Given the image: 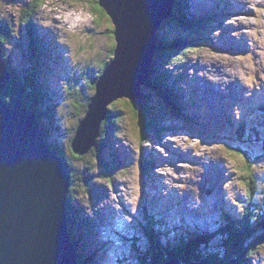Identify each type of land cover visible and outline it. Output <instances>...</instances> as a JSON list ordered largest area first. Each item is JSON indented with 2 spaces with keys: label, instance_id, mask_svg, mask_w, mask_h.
Here are the masks:
<instances>
[{
  "label": "rangeland",
  "instance_id": "obj_1",
  "mask_svg": "<svg viewBox=\"0 0 264 264\" xmlns=\"http://www.w3.org/2000/svg\"><path fill=\"white\" fill-rule=\"evenodd\" d=\"M96 1L0 0V26L8 32L2 46L10 59V68L21 77L32 66L29 55L37 61L38 56L41 58L36 82L46 89L47 101H51L49 106L55 110L47 138L62 149L73 173L69 218L73 229L79 228L89 236L86 239L84 234L74 231L79 236L80 253L86 256L84 262L153 264L150 258L144 257L152 253L149 233L142 232L152 222L149 210L145 209L148 205L158 208L157 217L166 215L172 226H181L170 230L172 235L182 236L177 238H185L189 243L191 234L211 237L209 242L200 243L203 250L221 237V226L226 224L224 216H235L237 221L243 218L244 230L249 235L244 241V250L233 256L238 264H248L245 263L248 258L249 264H264V150L259 138L264 131L258 137L227 143L230 137L225 129L226 118L217 107L209 105L231 90L242 98L246 92H241L235 83L224 85L216 81L212 88L206 82L199 89L202 90L200 100L196 96V100L189 102L191 106H181L176 111L166 100L156 98L158 94H153L154 91L150 92L148 104L153 111L149 109L141 118L135 117L132 100H114L108 105V115L99 135L102 142L109 143L108 153L100 150L97 140L93 149L83 156L72 152L70 142L77 124L96 93L92 79L106 61H111L115 46L112 20L105 11L99 13ZM30 2L37 4L31 6ZM179 2L194 19L207 26L202 34L192 35L189 28H179L169 21L167 24L168 19L160 24L163 32L192 35L177 47L178 55L167 57L162 64L156 60L160 65L158 72L169 74L171 84L181 88L180 95L185 94V98L190 92L196 95L200 80L206 81L210 69L217 66L229 69L224 82L237 74L239 82L252 85L262 78L264 86V0H175L174 8ZM232 3L236 4L233 9L238 13L230 11ZM227 11L231 14L224 15ZM241 38L248 43V48L252 44V49L243 54L237 52H240ZM90 67L96 68L95 74L86 71ZM149 76L153 74L150 72ZM185 77H189V84L186 83L190 88L184 86ZM260 86L254 88L264 92ZM23 91L35 96L29 86L27 92ZM39 94L37 98L42 103ZM80 105H84L82 111L78 108ZM41 106L46 107L44 103ZM237 113L235 109L236 121L229 120L231 131L237 130L236 123L244 116L242 112ZM193 116L202 117L190 120ZM160 119H165L161 126ZM231 146L239 148L241 153L230 152ZM103 153L107 159L100 155ZM201 155L200 161L196 157ZM148 162L152 163L150 167ZM224 237L227 242L229 239ZM212 252L218 262L226 259L225 250Z\"/></svg>",
  "mask_w": 264,
  "mask_h": 264
},
{
  "label": "water",
  "instance_id": "obj_2",
  "mask_svg": "<svg viewBox=\"0 0 264 264\" xmlns=\"http://www.w3.org/2000/svg\"><path fill=\"white\" fill-rule=\"evenodd\" d=\"M174 3L97 0L112 20L116 44L113 58L98 78L96 93L89 99L71 139L74 155L83 156L96 145L111 102L140 97L139 78L149 75L157 31L172 16ZM122 55L120 64L118 58ZM120 65L126 70L124 77L119 75ZM10 78L0 42V264H79L68 228V167L47 143L41 122L21 95L15 96L12 105L4 101ZM163 264L214 263L204 257L182 261L174 256ZM222 264H238V260L232 257Z\"/></svg>",
  "mask_w": 264,
  "mask_h": 264
},
{
  "label": "trees",
  "instance_id": "obj_3",
  "mask_svg": "<svg viewBox=\"0 0 264 264\" xmlns=\"http://www.w3.org/2000/svg\"><path fill=\"white\" fill-rule=\"evenodd\" d=\"M30 3H32V4H29L31 6H34L37 4V2H30ZM96 7H97L96 9L99 11L100 14L104 13V10L97 4V1H96ZM28 14L30 15V13H28ZM173 14L174 15H172L170 18H168V20L165 22L167 23L169 21L172 25H175L178 27L181 26V27L189 28L188 32L192 31V35L193 34L194 35L202 34L203 33L202 30H205L207 27L206 25H204L205 23L203 21H200V20L197 21V19H194L192 17V15L190 14V12L186 9V6L182 2H179L178 6H175ZM28 19H29V17H28ZM28 22H30V21H28ZM168 27H170V26H168ZM181 27H179V28H181ZM161 29L162 28L160 26L158 31H157L158 48L154 52L153 61H152L153 68H152L151 73L153 74V76H150V79L148 80V82H146L144 84V86H142V90H141V94H140L139 99L134 100V101H130L134 105V107H133L134 115L137 118H139V117L141 118V115L142 116L145 115L149 109L151 111H153L151 105L148 104V102H150V98H151L150 92H153V91H154L153 94L154 93L158 94L156 96V98L166 100V103H168V105L170 107H172L174 110L180 108L181 106L184 107L185 103H186L185 97L181 96L179 94L178 88L175 87L173 84H171L169 74L164 75V74H161L160 71L158 72L157 68H159L160 65L156 62V60L159 63H161V62L165 63L167 57L178 55L177 47L179 45H182L188 39L192 38V35H189L187 33L182 34V33H177V32H174L172 34V32H170V33L166 32V31L163 32ZM0 30H1L0 42H1V45H4V41H5V38L8 34V32L5 29H3L2 26H0ZM111 31L113 33V30H111ZM170 36H172V37H170ZM169 38H171V40H168ZM168 45H169V47H167ZM39 47H40V45L38 47H36V49L39 50ZM114 47L115 46L112 47V56H113ZM29 49H30V47H29ZM179 50H181V49H179ZM28 55H29V52H28ZM3 57L5 58L7 63L9 64L10 59H8L4 49H3ZM29 58L32 60V66L30 65V67H31L30 70L26 74H24V76L17 77V73L13 72V70L10 68V73H11L12 78L9 81V85H8L7 90H6V93L3 96V99L5 100V102L8 105H12L13 101H14V95L17 93L18 87L20 85L22 86L21 87L22 89H18V92L22 95V97L24 99L23 100L24 104L29 109L33 110L36 113L37 119L41 122L43 129L45 130V133H46L45 136H46L47 143H49V145L52 149L57 150V152L60 154V156L65 161V164L67 165L69 173H70L71 184H72L73 173L71 171V167H70L69 163L66 161V159L63 155L62 149L60 147H58L57 145H55V143L49 142L50 140H48V138H47L49 136V132H48L49 125L51 124V120L54 117L55 110L51 106H49V104H51V101L50 102L47 101V98H49V96H47V94H46V89L43 88V86L41 85L40 82H39V84H37V82H36L38 79V77H37L38 73L37 72L39 71V64L42 66L41 58L38 56L39 61H37L36 58H34V57H30V55H29ZM34 60H35V62H34ZM108 63H109V61H106L103 64L100 71H98L97 73H96L95 67H93V68L90 67L91 69H89V68L86 69V71L89 72L90 74L91 73L97 74V76H95L92 79V82L94 83L93 87H95L96 81L98 80L99 76L102 74L104 68L106 67V65ZM9 66H10V64H9ZM89 66H91V65H89ZM155 78H157V79H155ZM28 86H29V88L32 89V92H34L35 96L32 97V96L26 95V93L24 94L23 90L25 89V91H26V87L28 88ZM39 93H41V95H42L40 97V101H42V103H44L46 105V107L41 106L42 103H40L39 99L37 98L38 95L40 96ZM187 106H190V105H187ZM81 107H82V109H81ZM78 108L80 111H82L84 108V105H80ZM43 110H45V111H43ZM157 118L159 119V117H157ZM46 119H47V122H46ZM164 121H165V119H160V121L158 123L159 126H161V123ZM140 127H141V129H145L144 126L142 128V125ZM101 133H102V131L100 129L99 135H101ZM239 134H241V133L239 132ZM99 135H98V137H99ZM98 137L96 139L98 142L97 146H99L100 150L102 148V149H104L103 152L104 151L106 152L107 147H108L107 145H109V143H105L106 141L102 142L100 140L101 136L99 137V139H98ZM239 138H241V137H239L237 134L232 137L233 140H237ZM97 146L95 148H97ZM97 150H98V148H97ZM229 151L241 153L239 148H233V146H231V148H229ZM106 153H108V152H106ZM106 153L105 154L103 153L100 155H104L105 156L104 159H107ZM247 159L250 162L249 158H247ZM100 161H101V164L103 165L102 160H100ZM148 164H149V167H150V165H152L151 162H148ZM252 178H253L252 176L249 178L250 181L253 180ZM71 189L72 188L70 186V189L68 192V209H69V211H70V207H71L70 206V199H69L70 195L72 193ZM148 215L152 218V222H151V225L145 231L147 233H149V235H150V236L149 235L148 236H149V240L152 244V247H151L152 253H147L144 255V257L150 258L151 261L153 262V264H162L164 261H166L167 258L172 257V256H177L180 260H183V261H188L190 259L198 260V259L204 257L214 264H216V263L222 264V263L226 262L228 259L235 257L233 255L236 254L237 252L244 250V245H245L244 241L248 238V235H249L248 232H245V230H244V225H243L244 219L243 218L241 221H237V217L227 215V216H224V219H226V224L221 226V231H220L221 237L215 243H213L210 247L205 248L206 250H203V248L200 246V243L201 242H205V243L209 242L211 240V237H209V236L203 237L200 235L194 236L191 234V236L189 237V238H191V241H189V243H188V241L185 238L184 239L177 238V237H182V236L172 235V232L170 231L171 229L165 228L166 223L162 222L163 220L156 219V217L152 216L150 213ZM244 218H246V215L244 216ZM83 222L85 223V221H83ZM72 223H73V221L71 220V218H69L68 228L70 230L71 239H72L73 243L75 244L76 249L78 248V251H77L78 261L81 264H86L84 262V259L86 258V256L83 252L80 253L77 239L79 237L78 235H80L81 233L84 234L86 239L89 236H86V232H84L83 230H81L79 228L73 229ZM153 225H154V227H153ZM178 229H181V226H179ZM74 231L75 232L77 231L76 233L78 235ZM238 231L239 232L241 231L242 234H239ZM146 236L147 235H144V237H146ZM224 236H227L226 239H229L227 241L228 243L224 242V239L222 238ZM259 239L262 240L261 237ZM233 244L235 245L234 246L235 248L232 249L231 245H233ZM230 248H231V250H229ZM247 248H248V246H247ZM135 249H137V246L135 247ZM219 249L225 250V253H226V256H225L226 259L223 260L222 262H218L217 258L214 256V253L212 252V251H216ZM204 251H206V252H204ZM157 254H160L161 256H158ZM87 255H88V252H87ZM244 261H246V260H244ZM249 262H250V260L248 258L245 263H249Z\"/></svg>",
  "mask_w": 264,
  "mask_h": 264
},
{
  "label": "bare ground",
  "instance_id": "obj_4",
  "mask_svg": "<svg viewBox=\"0 0 264 264\" xmlns=\"http://www.w3.org/2000/svg\"><path fill=\"white\" fill-rule=\"evenodd\" d=\"M221 1V0H220ZM222 2H224V1H222ZM205 6L207 5V3L205 2V4H204ZM235 3H232V5H231V8H230V11L232 10V13H238V11H234V9H236L235 8ZM234 8V9H233ZM244 13V12H243ZM229 14H231V13H229V11H227V12H225L224 13V15H229ZM225 18V17H224ZM221 23L223 24V20L221 21ZM228 32H230V31H228ZM157 42H158V39H157ZM235 42H238V38L236 37L235 38ZM223 43V45L225 46V42L223 41L222 42ZM116 44V43H115ZM157 45H158V43H157ZM158 47L157 46H155V48H154V52L156 51V49H157ZM248 43H246L245 42V40H243L242 38H241V43H240V45L238 46V49H240V52L237 50V52L239 53V54H243V53H245L246 51H250L251 49H252V44H251V46L248 48ZM153 56H154V54H152V56H151V60L153 61ZM118 59H120L121 61H120V64H122V59H123V55L122 56H120ZM171 65V64H170ZM215 65H218V62H216V64ZM135 66V65H134ZM140 66V64H138L137 66H136V68H138ZM151 66H152V62H151ZM122 68H124L123 66H119L118 67V69H121L122 70ZM217 69V70H216ZM113 71H115L114 69H112ZM118 70V72H119V75H122L123 77L124 76H126V70ZM232 72H233V70H232V68L230 69ZM189 71V70H188ZM228 71H229V69H228ZM228 71H226V69H222V68H220L219 66H217L215 69H213V68H211L210 69V74H208V76H207V80L206 81H203V80H200L201 81V84H199V85H197V87H198V89H197V91H198V93H196V95L195 94H193V100H196V96H198V98H199V100H200V94H201V91L199 90V89H203V87H204V84L206 83V82H208L209 84H211V87H212V84H214L213 82H216V81H219L220 83H222V84H224V85H229V84H231V83H235V86L236 87H238L239 88V90L241 91V92H246V93H248V94H253V90H254V87L252 86V85H256V82H254V84H250V85H247V84H245V82H239L238 80H239V75H237V74H233L226 82H224V81H222V80H224L226 77H227V73H228ZM150 72H152V67H150V71H149V75H150ZM112 73H114V72H110V75H114V74H112ZM103 72H102V76H103ZM100 75V76H101ZM145 76V75H143V77L142 78H139V80H141L142 79V83L140 84V87H139V91L138 92H140V94H141V90H142V86H144V84L146 83V82H148V80L150 79V76ZM211 75V76H210ZM99 76V77H100ZM199 79V78H198ZM197 79V80H198ZM185 84H184V86L187 88V86L189 87V77H188V79L185 77ZM259 80V82L260 83H262L263 81H262V78H259L258 79ZM97 82V81H96ZM186 82H188V84L186 83ZM236 82H238V84L236 85ZM181 83V82H180ZM96 84V83H95ZM263 84V83H262ZM95 87H96V85H95ZM190 88V87H189ZM189 88H188V90H189ZM213 88V87H212ZM96 89V88H95ZM36 90V89H35ZM193 91H195V89L193 90ZM191 93V92H190ZM217 96H220V93L219 92H217ZM229 106H234V107H236V109H237V111H238V113H243L244 114V116L246 117V116H249V114L251 113V108H250V106L249 105H247V104H237L236 102H234V101H230L229 103ZM191 106V105H190ZM206 106H209L208 104H206ZM210 106H214V108H216L217 107V105H216V103H211L210 104ZM202 111V110H201ZM237 113V115H239ZM190 117V116H189ZM199 117H202V116H199ZM198 117V118H199ZM197 117H194L193 116V118H191L190 120H193V119H198ZM105 120V119H104ZM104 122V121H103ZM205 124V123H204ZM235 134L236 133H239V132H234ZM99 135V134H98ZM262 147H263V149H264V143H263V145H262ZM197 159H200V161H201V159H202V155L200 156V157H196ZM217 176V175H216ZM210 189V188H209ZM220 199H222V197H221V194H220ZM78 261V260H77ZM79 263V262H78ZM249 264V263H248Z\"/></svg>",
  "mask_w": 264,
  "mask_h": 264
}]
</instances>
